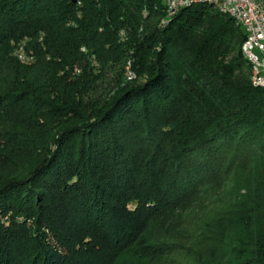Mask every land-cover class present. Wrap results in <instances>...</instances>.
<instances>
[{"label": "trees", "instance_id": "trees-1", "mask_svg": "<svg viewBox=\"0 0 264 264\" xmlns=\"http://www.w3.org/2000/svg\"><path fill=\"white\" fill-rule=\"evenodd\" d=\"M245 39L207 3L0 0V264H114L133 245L148 264H264ZM175 209L183 235L150 232Z\"/></svg>", "mask_w": 264, "mask_h": 264}, {"label": "built area", "instance_id": "built-area-1", "mask_svg": "<svg viewBox=\"0 0 264 264\" xmlns=\"http://www.w3.org/2000/svg\"><path fill=\"white\" fill-rule=\"evenodd\" d=\"M221 1L223 5L232 6L236 14L242 15L246 22V56L254 64L256 82L260 88H264V0ZM182 3L183 0H178L177 9Z\"/></svg>", "mask_w": 264, "mask_h": 264}, {"label": "rangeland", "instance_id": "rangeland-1", "mask_svg": "<svg viewBox=\"0 0 264 264\" xmlns=\"http://www.w3.org/2000/svg\"><path fill=\"white\" fill-rule=\"evenodd\" d=\"M11 44H17V46L21 45L20 47L15 48V51L17 52L19 49H22L24 42L19 44L15 40H12ZM189 212L190 210L186 209H175L168 213L162 214L153 223L152 227L150 228V232L161 233L162 231L169 230V232H172L176 235H183L185 233L183 229L187 227V223L190 224L193 221L189 215ZM147 262V259L142 258V253L139 247L133 245L132 247L122 251L114 264H148Z\"/></svg>", "mask_w": 264, "mask_h": 264}, {"label": "bare ground", "instance_id": "bare-ground-1", "mask_svg": "<svg viewBox=\"0 0 264 264\" xmlns=\"http://www.w3.org/2000/svg\"><path fill=\"white\" fill-rule=\"evenodd\" d=\"M166 3V7L168 10V13L170 15H174L176 12H178L180 9L191 6L193 4H197V3H207V4H211L213 5L216 9H218L219 11L231 16L235 23L240 26L242 28V30L245 32L246 34V39L243 43L242 46V50L244 53V56L247 58L246 56V51H247V31H246V22L243 19L242 15H237L236 11H234V9L232 8V6L230 5H223L221 0H183V3L181 6L178 7V0H165ZM177 10V11H176ZM176 11V12H175ZM248 59V58H247ZM248 62L250 63L251 66V82L255 87H259L258 82H256V78H255V67L253 62H250L248 59ZM260 88V87H259Z\"/></svg>", "mask_w": 264, "mask_h": 264}]
</instances>
